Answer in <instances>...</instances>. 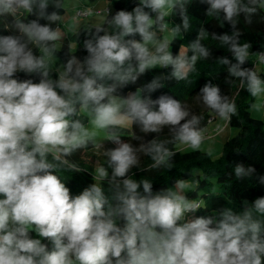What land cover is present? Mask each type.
Here are the masks:
<instances>
[{
  "label": "clouds",
  "instance_id": "1",
  "mask_svg": "<svg viewBox=\"0 0 264 264\" xmlns=\"http://www.w3.org/2000/svg\"><path fill=\"white\" fill-rule=\"evenodd\" d=\"M200 2L208 5L206 16L231 28L230 34L211 33L231 54L232 59L218 58L228 77L239 80L254 99L264 97L256 64L244 66L252 44L240 42L238 27L241 17L254 23L264 12V0ZM190 3L134 0L130 11L110 14L107 6L102 22L87 29L74 20L66 27L77 41L84 33L87 55L79 59L69 44L72 54L60 63L64 0H0V18H11L3 27L15 33L0 35V264H264V196L241 212L225 208L218 217L186 221L187 213L203 207L187 196L198 184L176 180L154 194L152 180L131 178L134 168L171 170L177 152L169 145L203 150L202 117L173 96L152 98L165 81L191 84L198 60L212 57L203 43L209 32L203 25L187 48L179 47L176 55L171 51L191 28ZM176 15L179 24L171 19ZM256 63L264 64V50L257 51ZM169 68L127 96L118 94L148 71ZM17 73L35 75L39 82L18 79ZM197 100L225 122L238 113L236 103L211 81L199 89ZM249 107L260 111L264 104ZM133 125L143 135L132 132ZM165 128L167 137L159 139ZM120 129L130 130L139 145L122 140ZM147 134L156 135L145 140ZM105 141L116 147L104 148ZM86 148L106 157V166L97 167L94 183L73 196L57 172L86 171L68 159ZM205 154L211 156V149ZM142 157L152 163L142 168ZM255 171L237 164L234 175L243 179ZM259 181L264 184V176ZM100 182L107 183L111 198Z\"/></svg>",
  "mask_w": 264,
  "mask_h": 264
},
{
  "label": "trees",
  "instance_id": "2",
  "mask_svg": "<svg viewBox=\"0 0 264 264\" xmlns=\"http://www.w3.org/2000/svg\"><path fill=\"white\" fill-rule=\"evenodd\" d=\"M94 1V0H90ZM111 5L109 7L110 14H114L117 10L125 9L131 10L134 6V0H105ZM207 4L201 3L200 0H191L188 5V14L191 21V28L189 32L181 34L179 39L174 41L171 51L174 55L178 54L179 47L187 48L192 40L197 35V29L203 25L209 32L206 33V38L203 43L211 48L212 57L210 60L200 59L196 64V71L191 73L189 79L192 81L188 84L184 81L176 83L175 81H165L163 88L158 89L152 93V98L156 99L162 94L173 96L180 99L182 102H187L192 113L202 117L201 126L205 128L211 118H219L211 110L204 108L201 103H198L197 94L199 89L208 81L220 86L221 94L227 95L230 101H234L237 105L238 113L234 115L231 122H227L228 126L237 130V132L225 141L222 152L217 158H212L206 155V152L194 151L192 149L181 151L175 146L169 145L170 148L175 147L177 155L173 158L172 169H159L153 172H142L138 169H132V179H148L153 182V193L161 191L162 189L174 186L176 180L190 181L193 185L198 184L194 192L189 191L187 196L189 199H194L202 203L203 207L196 212H189L185 216V220H190V216L194 219L200 216H219V212L225 208H231L235 212H241L247 204L251 207L252 202L260 196H264V184H261L259 178L264 176V121L253 117L250 113L252 97L246 91V86L242 88L239 80L228 77L227 67L220 64L219 57L228 56L232 59L231 54L227 51V47L222 45L218 40L213 39L211 33H231L229 25L225 24L220 27L219 22L212 16H206ZM53 9L49 8V11ZM64 13V12H63ZM62 13V14H63ZM61 14V15H62ZM264 17V12L254 18L252 25L244 23L243 18H240V27L243 30L241 43L250 42L252 48L250 49V61L246 62L245 67H252L255 64L257 51L264 50V22L261 18ZM29 17L28 19H33ZM174 23H181L178 15L173 16ZM9 17L7 21L0 18V35L15 34L4 29L3 24L10 22ZM44 21H42L43 23ZM60 26V23H59ZM91 25H81L82 28L87 29ZM173 25H170V27ZM55 27V25H53ZM65 38L61 42L62 47L57 53V61L60 63L66 62L69 58L70 49L69 44L74 45L72 51L81 60L87 55L83 49V41L85 39L84 33H81L79 40L71 32L65 33ZM139 39V36H135ZM77 48V50H76ZM34 51H36L34 49ZM38 54V53H37ZM232 62H235L234 59ZM169 69H153L141 76L135 84H129L118 91L119 95L134 92L138 87L149 83L154 77L160 75L162 72H169ZM261 79H264V70L259 72ZM18 79H33L34 82H39V77L33 75L28 76L24 73H17ZM226 80H232L231 85L226 84ZM84 122L87 121V116L81 117ZM122 140L130 142L134 146H138L140 141L130 138L132 132L137 135H143L139 132L138 127L133 125L131 131L127 129H120ZM168 134V129L165 128L159 139H165ZM156 134H147L145 140H150ZM116 146H113V148ZM92 148H86L73 154L69 163H75L78 167L86 169L82 173H74L67 167L59 169L57 174L66 186L70 189V193L75 196L80 194L85 187L94 183L93 177L96 176V169L93 165L84 160V155H91ZM51 159V158H49ZM99 166H106V157L99 158ZM152 163L149 157L141 158V167H148ZM237 164L244 165L245 168L252 166L255 168V173L252 176L238 179L234 175V169ZM109 171H111L109 169ZM92 173V174H91ZM93 176V177H92ZM100 186L107 188L106 182H100ZM143 194V189H140ZM106 195L111 198V193ZM35 236V233H31ZM51 250L50 241L44 240Z\"/></svg>",
  "mask_w": 264,
  "mask_h": 264
},
{
  "label": "rangeland",
  "instance_id": "3",
  "mask_svg": "<svg viewBox=\"0 0 264 264\" xmlns=\"http://www.w3.org/2000/svg\"><path fill=\"white\" fill-rule=\"evenodd\" d=\"M65 8L67 9L63 14V19L60 22V30L62 33H66L68 31L66 24L71 25L74 20H79L81 22V25H94L96 23L102 22L104 19L103 15H100L104 12L106 7H111L110 3L105 0H64ZM79 10H91V13L88 12L87 14H82L77 12ZM90 13V14H89ZM168 33H165L164 36H168ZM61 43V42H58ZM185 48L184 46H181ZM257 60V57L255 58V61ZM256 69L258 72H261L264 70V64L256 63ZM128 93H125V95L121 96H127ZM252 103H262L264 104V97L260 98H253L251 100ZM250 113L253 117L259 118L264 121V108H261L260 111H254L251 108L249 109ZM88 120V119H87ZM87 123V121H86ZM206 130V139L204 143L202 144V152H207L209 149H211V157L217 158L221 152L222 147L226 140H228L231 136H233L237 130L234 128H231L228 126L227 122L221 120L220 118H211V120L208 122L207 126L204 128ZM104 134L101 133L100 139H103ZM113 146H116L114 143L105 141L104 142V148H113ZM177 149H180L181 151L190 150L191 148H188L187 146H182L177 144ZM103 151V150H102ZM102 154H97L96 150H92L91 155H84V160L93 165L95 169L99 167V158H102ZM187 184L193 185L190 181H185ZM173 187V186H172ZM171 188V187H170ZM193 219L190 216V220Z\"/></svg>",
  "mask_w": 264,
  "mask_h": 264
},
{
  "label": "built area",
  "instance_id": "4",
  "mask_svg": "<svg viewBox=\"0 0 264 264\" xmlns=\"http://www.w3.org/2000/svg\"><path fill=\"white\" fill-rule=\"evenodd\" d=\"M88 12H90L91 13V10H79L78 12H77V14L79 15V13H82V14H87ZM89 13V14H90Z\"/></svg>",
  "mask_w": 264,
  "mask_h": 264
}]
</instances>
